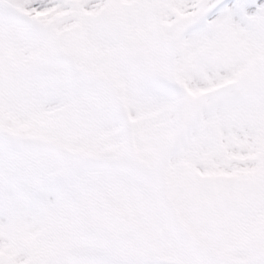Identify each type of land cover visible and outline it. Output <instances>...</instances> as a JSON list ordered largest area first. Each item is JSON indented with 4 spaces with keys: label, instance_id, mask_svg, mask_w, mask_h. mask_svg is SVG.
<instances>
[{
    "label": "snow or ice",
    "instance_id": "6c2138e0",
    "mask_svg": "<svg viewBox=\"0 0 264 264\" xmlns=\"http://www.w3.org/2000/svg\"><path fill=\"white\" fill-rule=\"evenodd\" d=\"M0 264H264V0H0Z\"/></svg>",
    "mask_w": 264,
    "mask_h": 264
}]
</instances>
